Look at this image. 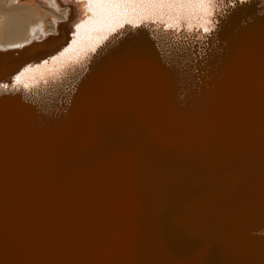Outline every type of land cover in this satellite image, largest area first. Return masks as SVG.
Returning a JSON list of instances; mask_svg holds the SVG:
<instances>
[{
	"label": "water",
	"instance_id": "1",
	"mask_svg": "<svg viewBox=\"0 0 264 264\" xmlns=\"http://www.w3.org/2000/svg\"><path fill=\"white\" fill-rule=\"evenodd\" d=\"M220 71L190 112L154 63L51 127L0 102V264H264L263 26Z\"/></svg>",
	"mask_w": 264,
	"mask_h": 264
},
{
	"label": "bare ground",
	"instance_id": "2",
	"mask_svg": "<svg viewBox=\"0 0 264 264\" xmlns=\"http://www.w3.org/2000/svg\"><path fill=\"white\" fill-rule=\"evenodd\" d=\"M259 24L264 0H0V102L32 103L51 127L113 75L154 63L190 112Z\"/></svg>",
	"mask_w": 264,
	"mask_h": 264
},
{
	"label": "snow or ice",
	"instance_id": "3",
	"mask_svg": "<svg viewBox=\"0 0 264 264\" xmlns=\"http://www.w3.org/2000/svg\"><path fill=\"white\" fill-rule=\"evenodd\" d=\"M82 7H83V5H82ZM15 79H16V82L17 83L20 82V76H17ZM2 87L5 88V89H7L8 88V85H3Z\"/></svg>",
	"mask_w": 264,
	"mask_h": 264
},
{
	"label": "rangeland",
	"instance_id": "4",
	"mask_svg": "<svg viewBox=\"0 0 264 264\" xmlns=\"http://www.w3.org/2000/svg\"><path fill=\"white\" fill-rule=\"evenodd\" d=\"M53 10V9H52Z\"/></svg>",
	"mask_w": 264,
	"mask_h": 264
}]
</instances>
